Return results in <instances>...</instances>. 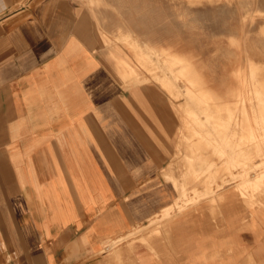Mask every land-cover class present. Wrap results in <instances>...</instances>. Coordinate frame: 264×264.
Masks as SVG:
<instances>
[{
	"label": "crops",
	"instance_id": "1",
	"mask_svg": "<svg viewBox=\"0 0 264 264\" xmlns=\"http://www.w3.org/2000/svg\"><path fill=\"white\" fill-rule=\"evenodd\" d=\"M125 39L165 50L162 81L124 79ZM254 67L264 0H0V264H264V158L232 168L264 130V106L235 100ZM228 163L236 179L200 199L194 184L165 222L167 178Z\"/></svg>",
	"mask_w": 264,
	"mask_h": 264
},
{
	"label": "rangeland",
	"instance_id": "2",
	"mask_svg": "<svg viewBox=\"0 0 264 264\" xmlns=\"http://www.w3.org/2000/svg\"><path fill=\"white\" fill-rule=\"evenodd\" d=\"M128 46H131L135 53V60L136 65H132L133 67H123L124 69H127L129 72L124 75V79H139V74L141 71H145L149 73L152 79H158L161 80L160 74L164 73L165 66H168V57L165 55V50H156L151 49L147 50L149 53L140 55L137 51V49H134L133 45L130 43L128 39H125ZM166 56V57H165ZM176 57V56H174ZM166 58V59H165ZM172 62V61H171ZM171 68H176L179 63L172 62ZM181 64V63H180ZM176 75V78L179 77H185V74H181V76H178L175 71H173ZM237 80L235 81L234 89L235 90H242L244 91L245 97H242L243 94H238L240 97L235 96V100L237 101L236 104L240 105H246L251 104L252 107L254 106H264V69L259 67L250 68V70H244L242 72H239L236 75ZM147 79V78H146ZM148 80V79H147ZM193 84V83H192ZM254 94V95H253ZM236 95V94H235ZM263 97V98H262ZM252 119L250 120L253 122L256 126L263 127L264 125V119H260L264 116V114H260L257 112V110H253ZM240 116L242 115H236L237 118H234V120L240 119ZM257 133V131H254ZM251 134V136L247 139V143L249 146L247 148L249 149V157L245 158L244 160L236 161L232 164V168H241L244 170L245 175L247 176L248 173H250L252 170H255L258 166L255 165V160L257 158H264V130H262L261 135ZM262 137V138H261ZM240 147V146H239ZM226 165V163H225ZM230 163H228V167L222 168V177L219 178H211L207 177L204 179L201 178H182V179H168L171 180L175 186V189L177 190L178 197L174 201V205L169 207L165 213L163 214V218L165 222L171 219L173 214L176 212H180L184 209L187 203L193 202L194 197L192 196V193L195 192L194 190V184H201L205 185L206 192L204 194L198 193L197 199H200L201 197L210 196L216 194V189L222 187L226 182H228L230 179H236L237 177L233 175ZM264 168V163L259 166ZM229 175L230 178H226L225 176ZM244 176H241L244 178ZM264 177V174L263 176ZM220 181V184L218 183ZM192 183V184H191ZM180 184V185H179ZM214 187L216 189H214ZM253 190H258L256 187L250 186ZM160 222L162 221H151V226L159 228ZM137 228L130 232V234L127 236V238H119L115 241L108 242V251L105 254L114 255L115 252H117L119 249H121L123 245V241L125 239H128V246H132V243L137 239V235L143 232L145 229L151 228ZM156 233H159V231H156Z\"/></svg>",
	"mask_w": 264,
	"mask_h": 264
},
{
	"label": "bare ground",
	"instance_id": "3",
	"mask_svg": "<svg viewBox=\"0 0 264 264\" xmlns=\"http://www.w3.org/2000/svg\"><path fill=\"white\" fill-rule=\"evenodd\" d=\"M244 24V23H243ZM164 46V45H163ZM165 47V46H164ZM244 95V94H243ZM254 95V94H253ZM263 98V97H262ZM251 105V104H250ZM246 107V106H245ZM254 115V114H253ZM225 138H227L226 136H225ZM229 138V137H228ZM238 138V137H237ZM262 138V137H261ZM228 140V139H227ZM192 184V183H191ZM180 185V184H179ZM196 189V188H195Z\"/></svg>",
	"mask_w": 264,
	"mask_h": 264
}]
</instances>
